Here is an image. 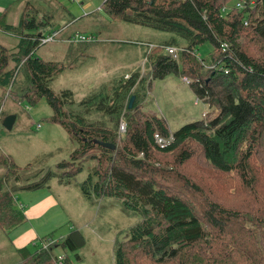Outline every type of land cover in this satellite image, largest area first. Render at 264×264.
Segmentation results:
<instances>
[{
  "label": "trees",
  "instance_id": "1",
  "mask_svg": "<svg viewBox=\"0 0 264 264\" xmlns=\"http://www.w3.org/2000/svg\"><path fill=\"white\" fill-rule=\"evenodd\" d=\"M54 2V9L44 11L38 9L40 0H12L0 15V32L16 40L11 46L0 41V88H19L13 89L18 101L12 102L15 108L12 113L5 111L6 116L17 117L18 106L45 98L53 110L49 121L61 124L77 147L70 162L58 163L62 173L49 168L42 178L31 169L40 164L43 173L46 162L21 166L11 155L0 152V244L4 242L0 250H7V257L0 253V264H59L63 251L82 259L78 252L86 245V238L81 229L71 231L46 250L31 252L26 246L13 256L6 237L27 221L15 200L17 191L43 188L54 177H67L66 182H71L84 171L78 165L79 156L90 154L104 160L106 166L89 171L79 189L86 200L113 198L114 202L104 203L107 210L119 207L128 216L141 218L127 230L126 237L141 248L142 256L155 264H264V163L255 164L254 158L255 153L264 151V0H238L241 8L228 6L231 0H103L100 9L112 20L172 35L169 42L158 44L149 54L161 47L160 52L147 55L152 80L172 73L191 78L189 85L195 95L219 113L211 121H191L172 131L163 116L143 112L139 100L129 107L131 126L121 142L120 113L133 87L139 86L140 74L111 81L112 94L104 87L78 102L74 90L54 89L56 76L66 66L38 55L44 45L41 38L55 31L67 12L59 1ZM20 6V20L8 21L12 9ZM66 28H59V35ZM92 34L96 41H70V34L66 43L98 42L100 34ZM179 40L186 44L179 58L164 51L165 46L177 45ZM205 43L213 46L207 75L202 65L209 60L198 53ZM21 72L26 86H17ZM157 134L173 139L162 146L157 143ZM189 141L200 145L211 171L221 180L228 183L230 176L237 175L246 199L244 208L223 204L213 198L214 186L162 166L158 155L173 154L183 145L176 162H189L194 157L190 146L187 148ZM75 165L79 167L73 168ZM50 239L54 238L47 235L43 240ZM116 247L115 264H130L124 243ZM63 255V264H74L71 255Z\"/></svg>",
  "mask_w": 264,
  "mask_h": 264
},
{
  "label": "rangeland",
  "instance_id": "2",
  "mask_svg": "<svg viewBox=\"0 0 264 264\" xmlns=\"http://www.w3.org/2000/svg\"><path fill=\"white\" fill-rule=\"evenodd\" d=\"M40 1L42 3L38 9L42 7V10H50L51 7L54 9L55 3L57 4V2L53 3V0ZM57 1L67 8V12L63 13L65 20L62 21V24L59 23L61 25L57 29L64 25H67V29L54 42L46 45L44 43L38 51V55L44 59L56 60L66 66L65 70L56 76L53 82L54 89L74 90L75 99L78 102L87 95L100 92L104 87L111 90L112 94L113 82L111 81L124 76L129 78L133 73H139L138 82L141 87H133L120 113L119 123L125 121L127 129L131 126L129 107L132 96L135 97L133 105L140 100L143 112L145 111L149 116L153 114L163 116L172 131L191 121L204 120L208 122L218 116V110L203 99H199L191 86L175 73L163 79L152 80L149 72L150 62L149 60L145 61L150 50L145 52L144 49L139 48V45L142 44L141 41L146 40L156 45L154 47L156 48L164 41L169 42L172 35L162 37L159 35L160 31H155L152 28L112 20L104 9H100L103 0ZM11 3L12 0H0V7L10 6ZM238 4V0H231L228 6ZM20 7L12 9L8 21L17 23L20 20L22 6ZM75 18L78 21L69 25L70 21ZM75 31H79L83 35H89L92 32L99 33L98 42L84 43V45L66 43L68 36ZM4 35L0 32V37L3 38L5 44L11 46L16 43L14 37ZM146 37L155 38H150L151 40L148 41ZM246 39L250 40L251 38ZM178 42L179 44L174 46L179 50L186 46L185 42L181 40ZM160 48L152 51L149 56L152 53L160 52ZM198 53L209 60L213 56V46L210 43H205L201 45ZM208 64H210V60L202 65V70L206 75L207 70L205 69L211 68V65ZM23 71H25L24 68ZM19 75L17 86H26V77L22 72ZM189 80L193 81L191 78ZM16 88L18 87H13L9 91L0 88V152L11 155L15 162L21 166H27L31 162H46V169L43 173H41L40 167L42 166L40 164H37L40 167L36 166L35 170L31 169V172L38 171L37 175H40L41 178L49 168L62 173L61 168L57 169L58 163L63 160L70 162L72 152L77 146L76 143L70 142L69 134L61 124L49 121L53 110L45 98L35 104L27 103V105L18 106V116L13 128L8 129L4 125L7 117L5 111L12 113L15 108V104L12 102L18 101L13 93V89ZM140 118L138 117V120ZM38 124L43 125L38 127ZM126 137L127 134L119 135L118 141L121 142V139ZM189 146L194 152V157L189 162L186 164L176 162L175 156L181 151L180 149L184 148L183 145L173 154L158 155L162 160V166L178 169L202 185L208 183L210 186H214L215 193L212 196L223 204L244 208L246 199L240 192L243 187L240 186L237 175L230 176V182H224L220 176L211 171L212 165L206 161L200 145L189 141L187 148ZM254 156L255 164L264 163L263 150L255 153ZM77 161H80L78 165L83 166L84 171L71 182H66L67 177H64L65 180L54 177L48 182V186L30 191H17L15 194V200L18 201V204L23 203L24 206H28L30 202L45 204L51 196L55 197L58 203L60 202L59 205L49 208L43 218L32 220L38 234L43 239L48 235L56 241H60L63 236H67L75 230V226L79 227L86 238V245L78 252L82 259L77 260L69 251L61 252L67 256L71 255L74 264H115L116 246L119 242L124 243L127 248L130 264H155L154 261L142 256L141 248L137 247L135 243H130L129 238L126 237L127 230L133 227L141 219L140 217L128 216L119 207L107 210L104 203L114 202L113 198L94 197L91 201H87L79 190L80 184L88 178L89 171L94 173L95 169L106 166L105 161L100 162L91 154L80 155ZM69 165V167L72 166L71 163ZM78 165L73 168H78ZM1 171L3 170L0 169ZM121 201L122 199L119 200L120 203ZM101 210L102 212H100ZM22 229V227L19 228L17 232ZM43 239L31 243L29 247L31 252H36L42 247ZM2 244L4 242L0 245ZM2 252L7 257V250H0V253Z\"/></svg>",
  "mask_w": 264,
  "mask_h": 264
},
{
  "label": "crops",
  "instance_id": "3",
  "mask_svg": "<svg viewBox=\"0 0 264 264\" xmlns=\"http://www.w3.org/2000/svg\"><path fill=\"white\" fill-rule=\"evenodd\" d=\"M11 5V4H10ZM9 7V6H7ZM7 7H0V15L5 11V9ZM65 20V18L63 19ZM146 27V26H145ZM149 28V27H146ZM67 29V28H66ZM79 32V31H78ZM74 34L76 33L73 32ZM72 33V34H73ZM162 37H166L169 34H164L159 32ZM99 34V33H98ZM5 36V35H4ZM167 37H170L167 36ZM149 40H151L150 38H155V37H146ZM99 39V38H98ZM171 39V38H170ZM143 40V39H142ZM0 41L3 42V38L0 37ZM140 41V40H138ZM142 44H140L139 48L140 49H144V51L146 52L148 50V44H151L150 42H147L146 40L141 41ZM4 43V42H3ZM154 83V82H153ZM151 85L153 86V84L151 83ZM191 86V85H190ZM192 88V87H191ZM195 93V92H194ZM43 124H41L42 126ZM80 190V189H79ZM81 191V190H80ZM82 192V191H81ZM89 200V199H88ZM87 200V201H88ZM91 201V200H89ZM18 202V201H17ZM60 203V202H59ZM59 203L57 202L56 198L51 196L46 202L45 204H42L40 202H30V204L28 206H24L23 203H19V206H21V208L23 209L25 216H26V222L18 227H16V229L12 230L10 232L9 235H7V243L9 245V248L11 246L10 253L12 254V256L17 252L18 248L21 247H30L32 242L38 241L40 239H43L39 234L37 229L35 228V225L32 223V220H38L41 219L45 216L46 212L48 211L49 208H52L53 206L59 205ZM29 224L30 227H29ZM23 228L21 231L17 232L19 228ZM75 229H79V227L75 226ZM47 236V235H46ZM44 236V238L46 237ZM65 237V236H63ZM11 256V257H12Z\"/></svg>",
  "mask_w": 264,
  "mask_h": 264
},
{
  "label": "built area",
  "instance_id": "4",
  "mask_svg": "<svg viewBox=\"0 0 264 264\" xmlns=\"http://www.w3.org/2000/svg\"><path fill=\"white\" fill-rule=\"evenodd\" d=\"M238 7L241 8L242 5H238ZM60 31L61 30H59V29H55V31H53L52 33H49L46 36L42 37L41 38V42L42 43H47V42H52V41L54 42L57 39V37L59 36ZM68 40L75 41V42L96 41L97 37L95 35H93V34H89V35L84 34L83 35V34H80L79 32H76L75 34H72L71 37ZM147 46H148V49L151 51V49H153L156 45L148 44ZM222 47H223V49H226L227 48V44H224ZM164 49L169 55H171V56L173 55L174 57L179 58L178 54H179L180 50H179L178 47H176L174 45H168V46H165ZM146 60H148V57L145 58V61ZM184 81L186 82V84L187 83L189 84L191 82L189 80V78H184ZM197 103H199V102H197ZM38 127H41V124H38ZM118 131H119V134L121 136H124V135L127 134L128 130H127V126H126L125 121H120ZM172 139H173V136L169 139V138L162 137L160 134L156 135L157 143L159 145H162V146H165L166 144H169L172 141ZM55 242H57L55 239H53V240L50 239V240H46V241L43 240L42 241V247L40 249L46 250L52 244H54ZM64 259H65V255L61 254L59 256V258H58V263L59 264H63V260Z\"/></svg>",
  "mask_w": 264,
  "mask_h": 264
},
{
  "label": "water",
  "instance_id": "5",
  "mask_svg": "<svg viewBox=\"0 0 264 264\" xmlns=\"http://www.w3.org/2000/svg\"><path fill=\"white\" fill-rule=\"evenodd\" d=\"M134 96L131 97V103H130V107L133 106V103H134ZM16 121V115L13 114V115H8L6 118H5V121H4V125L8 128V129H12L13 126H14V123ZM100 144H103L104 146H107V147H111V148H115V145L111 144V143H108V142H104V141H100L99 142Z\"/></svg>",
  "mask_w": 264,
  "mask_h": 264
}]
</instances>
